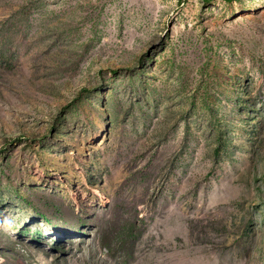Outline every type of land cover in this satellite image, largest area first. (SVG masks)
I'll return each mask as SVG.
<instances>
[{
    "label": "rangeland",
    "instance_id": "1",
    "mask_svg": "<svg viewBox=\"0 0 264 264\" xmlns=\"http://www.w3.org/2000/svg\"><path fill=\"white\" fill-rule=\"evenodd\" d=\"M0 264H264V0H0Z\"/></svg>",
    "mask_w": 264,
    "mask_h": 264
},
{
    "label": "water",
    "instance_id": "2",
    "mask_svg": "<svg viewBox=\"0 0 264 264\" xmlns=\"http://www.w3.org/2000/svg\"><path fill=\"white\" fill-rule=\"evenodd\" d=\"M207 1H214V0H207ZM220 1H226V0H220Z\"/></svg>",
    "mask_w": 264,
    "mask_h": 264
}]
</instances>
